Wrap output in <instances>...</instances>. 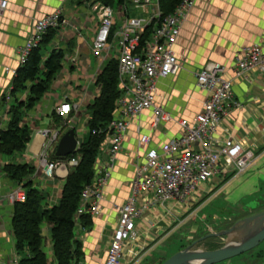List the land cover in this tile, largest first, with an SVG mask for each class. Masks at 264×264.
Returning a JSON list of instances; mask_svg holds the SVG:
<instances>
[{
	"label": "crops",
	"instance_id": "1",
	"mask_svg": "<svg viewBox=\"0 0 264 264\" xmlns=\"http://www.w3.org/2000/svg\"><path fill=\"white\" fill-rule=\"evenodd\" d=\"M0 15V127L9 119L8 105L14 72L19 63V49L30 34L35 20L60 11L65 20L54 28L55 34L41 50L46 59L52 49L63 51L61 67L53 76L48 91L32 107H23L22 122L30 130L26 147L11 155L0 152V264H12L17 256L11 233L12 205L6 200L16 185L3 167L8 163L34 167V185L51 207L61 194L62 170L52 176L42 170L39 159L43 128L74 129L82 141L90 118L87 107L100 92L97 76L111 59L92 54V39L99 19L91 8L93 0H7ZM264 39V0H195L182 22L174 50L181 67L174 75L159 79L156 101L174 119H193L207 93L195 84L193 72L209 62L225 67L224 76L232 80L233 104L223 116L216 131L219 141L231 137L255 155L251 164L239 175L232 169L216 173L201 182L190 200L154 204L136 219L137 236L124 245L122 264H159L173 253L198 241L194 248L221 245V238L207 236L228 229L234 222L264 210V72L248 70L235 75V62L241 49ZM29 86V83L27 84ZM9 96V100L6 96ZM28 89L18 94L26 102ZM61 101L78 103L80 111L70 117L58 115ZM151 111L145 110L130 122L106 184L102 188L101 211L87 227L77 226L82 243L83 264H104L111 234L116 226L118 207L130 193L135 169L143 161L145 151L176 139L181 130L175 120L151 129ZM139 130V131H138ZM65 132V131H64ZM141 134H148L149 143L139 144ZM108 144L102 145L96 161L100 166L109 162ZM54 161V160H53ZM57 162V161H54ZM68 170V169H67ZM231 179H234L231 181ZM230 181V182H229ZM44 251L51 255L49 224H42ZM177 236V241H170ZM204 239L200 240L202 237ZM185 241V245L181 244ZM169 245V249L161 248ZM177 248L173 250L171 248ZM218 247H220L218 245ZM216 247V248H218ZM150 256V258H147ZM216 264H264V240L255 248Z\"/></svg>",
	"mask_w": 264,
	"mask_h": 264
},
{
	"label": "built area",
	"instance_id": "2",
	"mask_svg": "<svg viewBox=\"0 0 264 264\" xmlns=\"http://www.w3.org/2000/svg\"><path fill=\"white\" fill-rule=\"evenodd\" d=\"M127 1L143 15L128 17L124 9L120 17L111 5L98 0H93L90 5L99 19L92 39V54L111 59L112 53H116L117 79L122 93L115 102V110L105 128L106 136L102 143L109 146V162L105 166L95 162L93 176L81 191L75 217L81 214L95 217L100 213L101 190L110 176L127 128L134 117L150 110L151 129L175 120L181 134L176 139L145 151L143 161L135 169L129 196L118 207L116 226L111 234L104 264H121L124 244L137 236L136 219L154 204L190 200L201 182L227 169L239 175L255 158L252 150L237 140L227 137L219 141L215 136L223 116L236 104L232 99V80L224 76L225 67L220 63L209 62L193 72L196 86L207 93L193 119H174L156 101L158 80L176 74L181 67L174 44L195 0H180L167 15L162 14L159 0ZM7 4V0H0V15L6 10ZM117 18L121 19L122 24L115 28ZM64 23L58 10L35 20L29 36L19 49V63H25L29 52L40 43L48 29ZM248 70L264 72V39L243 47L236 58L235 75ZM9 98L7 95L6 99ZM55 111L60 116L70 117L80 111V105L61 101ZM39 133L44 139L39 154L43 172L50 177L60 169L63 171L61 175L65 176L68 166L76 165L79 157L57 162L50 159L64 131L43 128ZM80 142L78 139L77 149ZM138 142L146 146L149 143L148 134H141ZM6 200L11 204L24 201L23 187L15 185L6 195ZM12 264H18L15 256Z\"/></svg>",
	"mask_w": 264,
	"mask_h": 264
},
{
	"label": "trees",
	"instance_id": "3",
	"mask_svg": "<svg viewBox=\"0 0 264 264\" xmlns=\"http://www.w3.org/2000/svg\"><path fill=\"white\" fill-rule=\"evenodd\" d=\"M98 1L106 5L114 3V0ZM118 1L123 4L125 2ZM179 1L159 0L162 14L172 12ZM54 34V29H48L40 43L29 52L25 63L15 71L10 90L13 100L7 109L10 116L5 127L0 128V152L3 154L11 155L23 150L30 140L29 127L21 124V109L32 107L41 99L48 91L53 76L61 67L62 50L52 49L46 59H43L41 54L42 47L51 41ZM96 82L100 84V92L87 107L90 115L87 122L88 137L80 142L79 148L73 154L64 158L55 156L53 152L50 154V159L54 161L79 157L76 165L67 168L56 204L47 207L43 194L34 185L33 179L28 178L35 171L33 166L8 163L3 167L6 175L16 185L20 184L25 192L24 201L13 203L10 217L14 249L19 255L18 264H83L82 243L77 237L76 228L78 225L84 228L90 226L93 217L81 214L76 218L75 212L80 202L81 191L93 176L99 148L105 140V128L113 116L115 102L122 93L118 84L115 60L107 63L97 76ZM26 89L28 98L25 102L18 99V94ZM66 129H68L66 124L62 122L60 130ZM44 222L49 224L51 255L44 251V235L41 228ZM218 245L221 246L217 243L210 245L208 249H216Z\"/></svg>",
	"mask_w": 264,
	"mask_h": 264
},
{
	"label": "water",
	"instance_id": "4",
	"mask_svg": "<svg viewBox=\"0 0 264 264\" xmlns=\"http://www.w3.org/2000/svg\"><path fill=\"white\" fill-rule=\"evenodd\" d=\"M77 144L74 129L69 128L60 136L53 154L64 158L75 152ZM207 236H223L226 240L216 249L194 248L198 241L193 242L161 264H216L255 248L264 240V210L237 220L228 229Z\"/></svg>",
	"mask_w": 264,
	"mask_h": 264
},
{
	"label": "rangeland",
	"instance_id": "5",
	"mask_svg": "<svg viewBox=\"0 0 264 264\" xmlns=\"http://www.w3.org/2000/svg\"><path fill=\"white\" fill-rule=\"evenodd\" d=\"M119 1L118 0H114V3L111 5L112 6V8H113V10L115 11V14L116 15H118L119 14V16L121 17L122 15H123V11H124V9H126V14H127V16L128 17H138V16H141V15H143L142 13H141V11H139V10H136V9H134L133 8V5H131V3L129 2V1H125V3L123 4V3H118ZM121 24H122V22H121V19L120 18H117L116 20H115V24H114V26H115V28H118V27H120L121 26ZM46 47V45H44L43 47H42V51H43V49ZM61 124H62V122L59 124V126L61 127ZM67 130V129H66ZM88 137V133L86 132V133H83V138L84 139H86ZM232 180H234V179H231V181ZM230 182V181H229ZM176 237L177 236H174L173 238H171L170 239V241H172V242H176L177 241V239H176ZM45 238V237H44ZM224 240H226L225 239V237H222L221 238V242L222 241H224ZM185 241H183L181 244H183V245H185ZM210 246V245H209ZM209 246L208 245H205L204 247L205 248H209ZM169 245H163L161 248H164V249H169ZM171 249H173V250H176L177 248L175 247V248H171ZM178 252V251H177ZM176 253V252H175ZM174 254V253H173ZM172 254V255H173ZM17 256L19 257V255L17 254ZM171 256V255H170ZM169 256V257H170ZM147 258H150V256H148ZM123 263V261L121 262V264ZM220 263V262H219Z\"/></svg>",
	"mask_w": 264,
	"mask_h": 264
}]
</instances>
